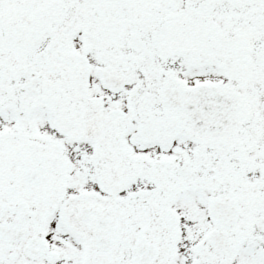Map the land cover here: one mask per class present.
Segmentation results:
<instances>
[{
  "label": "snow or ice",
  "instance_id": "snow-or-ice-1",
  "mask_svg": "<svg viewBox=\"0 0 264 264\" xmlns=\"http://www.w3.org/2000/svg\"><path fill=\"white\" fill-rule=\"evenodd\" d=\"M0 264H264V0H0Z\"/></svg>",
  "mask_w": 264,
  "mask_h": 264
}]
</instances>
